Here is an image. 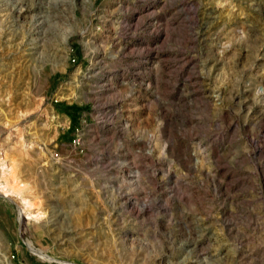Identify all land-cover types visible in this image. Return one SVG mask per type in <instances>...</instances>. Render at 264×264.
<instances>
[{
	"label": "rangeland",
	"instance_id": "1",
	"mask_svg": "<svg viewBox=\"0 0 264 264\" xmlns=\"http://www.w3.org/2000/svg\"><path fill=\"white\" fill-rule=\"evenodd\" d=\"M0 181V264H264V0H0Z\"/></svg>",
	"mask_w": 264,
	"mask_h": 264
},
{
	"label": "bare ground",
	"instance_id": "2",
	"mask_svg": "<svg viewBox=\"0 0 264 264\" xmlns=\"http://www.w3.org/2000/svg\"><path fill=\"white\" fill-rule=\"evenodd\" d=\"M7 165H8V164H7ZM2 170H3V171H8V170H9V166H6V164L3 163V168H2ZM1 182H2V181H0V184H2ZM1 188H2L4 191H6V192H8V191H10V189H12L11 187L7 186L6 184L1 185ZM12 190H13V189H12ZM23 212H25V213H31V211H29V210H27V209L23 210ZM45 257L50 258L48 255L45 256Z\"/></svg>",
	"mask_w": 264,
	"mask_h": 264
},
{
	"label": "trees",
	"instance_id": "3",
	"mask_svg": "<svg viewBox=\"0 0 264 264\" xmlns=\"http://www.w3.org/2000/svg\"><path fill=\"white\" fill-rule=\"evenodd\" d=\"M72 107H75V106H72Z\"/></svg>",
	"mask_w": 264,
	"mask_h": 264
}]
</instances>
